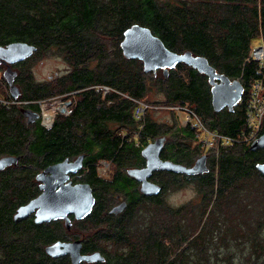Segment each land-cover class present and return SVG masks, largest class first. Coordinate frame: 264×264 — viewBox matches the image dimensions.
<instances>
[{
  "label": "trees",
  "instance_id": "16d2710c",
  "mask_svg": "<svg viewBox=\"0 0 264 264\" xmlns=\"http://www.w3.org/2000/svg\"><path fill=\"white\" fill-rule=\"evenodd\" d=\"M136 23L148 26L172 51L206 57L217 72L240 79L242 101L233 111L215 112L205 74L185 63L167 75L163 69L145 72L141 60L127 59L120 43ZM259 39L264 43V0H0V45L23 41L37 48L21 62L22 99L67 95L63 99L68 100L77 91L71 113L58 115L50 130L40 122L27 124L18 106L0 104V157L29 153L31 165L0 172V264H72L68 255L52 257L46 247L73 238L83 240V254L99 251L105 257L80 264H212L209 246L215 229L222 227L225 246L233 227L235 240L244 239L250 249L243 264H264V175L256 167L264 163V148L224 146L211 157L209 172L197 176L159 171L153 182L162 192L155 196L142 194L126 170L140 161L146 145L170 132L152 118L150 109L136 119L132 98L150 105L188 106L209 129L238 137L246 125L252 86L262 77L259 63L250 57ZM54 55L69 65L67 73L53 82L35 83L28 62ZM96 85L111 91L104 96ZM154 92L162 93L163 100L151 101ZM1 94L7 96L0 86ZM174 131L163 158L187 166L200 148L192 146L195 133L183 126ZM81 155L91 168L85 181L97 199L87 218L71 216V229L63 220H14L17 209L38 194L35 174L41 164ZM116 157L119 173L111 181L97 178L98 161ZM189 182L196 184L202 202L195 211L197 221L184 228L182 218L193 210L165 206L161 197ZM118 193L129 197V204L116 217L108 211ZM220 210L233 211L235 219Z\"/></svg>",
  "mask_w": 264,
  "mask_h": 264
},
{
  "label": "water",
  "instance_id": "95a60500",
  "mask_svg": "<svg viewBox=\"0 0 264 264\" xmlns=\"http://www.w3.org/2000/svg\"><path fill=\"white\" fill-rule=\"evenodd\" d=\"M123 55L127 59H139L143 62L145 72H156L163 69L165 75L170 69L175 68L180 63H185L192 68L203 73L208 78L211 86L212 106L215 112H220L227 108L233 111L235 106L242 101L245 87L240 79H231L226 74L219 73L209 63L208 59L203 56H195L191 51L175 52L169 49L163 40L155 35L153 31L145 25L133 24L124 32V37L120 43ZM37 50L33 44L15 41L8 45H0V63L14 64L24 61L31 57ZM15 72L8 66L5 75L14 74ZM11 91L16 96L18 89L13 86L11 79ZM70 102L66 103V106ZM65 112V108L62 109ZM28 114V111H26ZM30 123L31 120H28ZM166 137H159L153 142L146 145L141 154L146 159V166L143 168H134L128 171V174L141 182L140 191L146 196L159 195L162 187L149 180L154 171H172L187 175L203 173L207 170L204 164L205 155H203L192 167L175 163L170 160H163L161 152L165 146ZM264 148V134L258 137L250 145L251 150ZM84 155L79 156L76 160L70 161L68 158L47 168L42 174L37 176L38 180L44 179L47 172L54 176L60 177V182L53 188H46L37 197L28 203L20 206L14 215V220L25 219L34 214L36 224L49 223L51 221L63 220L67 229L72 227L73 215L77 220L87 218L96 204V198L90 184H76L68 182V174L76 172L82 165ZM20 157L4 156L0 158V170L5 169L13 163H17ZM257 169L264 175V163H258ZM58 188L56 189V187ZM127 206L124 201L115 206L111 212H122ZM82 240L73 241L58 240L46 247V252L52 257L68 255L72 264L81 262L95 263L103 262L104 255L99 252L82 254Z\"/></svg>",
  "mask_w": 264,
  "mask_h": 264
},
{
  "label": "flooded vegetation",
  "instance_id": "af4514ba",
  "mask_svg": "<svg viewBox=\"0 0 264 264\" xmlns=\"http://www.w3.org/2000/svg\"><path fill=\"white\" fill-rule=\"evenodd\" d=\"M23 62V61H21ZM21 62H17V63H14V64H8V63H0V72L3 71V74H0V86H2L5 91H6V95L5 94H2L4 95L5 99H1L0 98V104H4L5 106L7 107H12L14 105L18 106L20 111H21V114L25 120V122L27 124H36L37 122H40L41 126L45 127L47 130H50L52 129L53 127V124L56 120V117L58 115H68L71 113L73 107H74V101H73V98H75V95L77 93V91H72L69 93L70 95V98L68 100H64L63 98L67 95H63V96H57V97H54V98H50V99H56V98H61V103H60V107H59V111L56 112L55 115H52L51 114V111H47V112H43L42 111V108L40 106V102H43V101H47V100H50V99H47V100H36V99H30V100H23L22 97H23V94H22V85L20 83V72H19V69L21 67ZM8 66H10V68L15 72L14 74H9L8 76L5 75V71L6 69L8 68ZM33 76V74H32ZM12 80L13 82V86L15 88L18 89V92H17V95L14 96L13 95V92L11 91V84H10V80ZM33 80L35 83H40V84H44L46 82H41V81H38V80H35L34 77H33ZM49 82L50 81H54V78L53 77H50L49 79ZM47 80V81H48ZM208 81V79H207ZM97 87H100L99 85H96V88ZM100 90V88L98 89ZM210 90H211V86H210ZM103 95L105 96V94L103 93ZM70 102L69 105L66 106V103ZM65 108V112L62 111V109ZM26 111H28V114H26ZM176 116V115H175ZM28 120H31V122L29 123ZM174 129H176V127H173L171 128L169 134L165 135L166 137V142H165V146L161 152V158L164 159V160H170V161H173L175 162L173 159H170V158H163V153L165 151H167L169 149V147L172 145V141H170V138H172L174 136V134L172 133L174 131ZM175 132V131H174ZM162 137V136H160ZM169 137V138H168ZM157 139V138H156ZM154 141V140H153ZM151 141V142H153ZM200 147L199 149H202V150H197V152H195V158L194 160L189 164L187 165V167H192L195 165V163L203 156L205 155V158H204V164L205 166L207 167V170L203 173H200V174H195V175H187V174H183V173H175V172H172V171H167V172H170V173H175V174H181L182 176H197V175H201V174H204V173H208L210 168H209V164H210V159L212 157V152L210 150H205L203 149L201 146L199 145H194L193 148H198ZM5 156H12V155H5ZM13 156H18L20 157V159L18 160L17 163H13L11 164L10 166L6 167L5 169L3 170H0L1 171H5L7 169H10V168H19V169H25L27 170L31 165L30 163L28 162V158L27 156H29V153H26L24 155H13ZM4 157V156H2ZM0 157V158H2ZM167 157H170V156H167ZM78 157L76 158H73V159H69L70 161H74L76 160ZM86 159L87 157L84 155L83 157V162H82V165L81 167L76 171V172H71L68 174L69 176V179H68V182H72L73 185H76V184H84V183H88L87 181H85V178L87 177V175L90 173L91 171V168L90 166H86ZM119 159V158H118ZM117 159V157L111 161V168H110V173L105 176V171L98 169V165L101 164L102 161H105V160H99L98 163L96 164V171H97V178H100L102 180H112L115 175H117L119 173V160ZM59 163L58 161L56 162H51V163H47V164H41L39 166V169L38 171L36 172L35 174V180H36V190L38 192L37 196L40 195L44 190H45V187L46 188H53L55 187L59 182H60V177L57 175H53L52 173L50 172H47V174H45L44 176V179H41V180H38L37 179V176L39 174H42L47 168H49L50 166H53L55 164ZM175 163H179V162H175ZM146 166V159L145 157H141L140 161L137 163V164H130V166H128V168H126L127 172L130 170V169H134V168H143ZM161 170H157V171H154L152 173V175L150 176L149 180L153 181V177L154 175L159 172ZM131 177V179L133 178L135 180V182H137L139 184V189H140V186H141V182L137 181L134 177H132L131 175H129ZM89 184V183H88ZM92 187V186H91ZM58 188V186L56 187V189ZM93 189V187H92ZM93 193H94V189H93ZM95 194V193H94ZM36 196V197H37ZM95 196V195H94ZM35 198V197H34ZM97 201V199H96ZM126 202L127 203V206L129 204V197H126L125 195L121 194V193H118V194H115L114 197L112 198V201H110L109 203V213L112 214V215H115L116 217H119V215H121L125 209L122 211V212H119V213H112L111 210L119 205L120 203L122 202ZM96 205V204H95ZM73 216V215H72ZM29 217H33L34 219V214H32L31 216ZM74 217V216H73ZM75 239H80V238H73L72 240H69V241H73ZM82 240V239H81ZM82 247H83V240H82ZM82 251V250H81ZM83 254V253H82Z\"/></svg>",
  "mask_w": 264,
  "mask_h": 264
},
{
  "label": "rangeland",
  "instance_id": "374dc122",
  "mask_svg": "<svg viewBox=\"0 0 264 264\" xmlns=\"http://www.w3.org/2000/svg\"><path fill=\"white\" fill-rule=\"evenodd\" d=\"M259 42L260 39L256 40L254 46ZM28 63H29L28 66L30 67L34 79L41 82H49L48 79L50 77H53L54 80L59 79L61 76L66 74L69 69V65L65 62V60L62 57L56 55L33 58ZM0 74H3V71H1ZM3 97L5 96L1 94L0 98L5 99ZM163 98H164L163 94L160 92H154L153 95L150 97L151 101H161L163 100ZM60 99L61 98H56V99L43 101L42 105H40L42 111L44 113L47 111H51V114L55 115L56 112L59 111ZM151 105L152 107L150 108V113L152 115V118L156 122L163 124L165 128L167 127L170 130L172 127L182 126L181 121L179 119L180 115L175 116V114L168 108L169 106L165 107L159 104L154 105L153 102H151ZM194 145H196L195 142L192 143L193 147ZM212 156L214 157L213 153ZM107 163H108V167L105 171L104 174L105 176H107L110 173V168L112 166L110 161H107ZM100 168H103L102 164L98 165V169ZM161 198L165 206L178 208L180 206L186 205L193 210L192 213L190 215H187L186 218L181 217L182 218L181 223L184 224L183 226L184 228L187 226V224H193L194 222L197 221L195 218L197 215L195 214V211L196 212L199 211L197 208L200 207V204L202 202V195L199 192L194 182H189L188 184L179 188L167 189ZM221 212L224 214L225 218H228L229 210L226 211L227 214L223 211ZM222 213L217 211V215H218L217 217L223 219ZM229 214H230V219L232 215H233L232 218L235 219L233 211H230ZM177 219L178 218H173L172 221L176 222ZM232 225H234V221L229 222V226ZM226 233L227 231L225 227H222V229H215V231L213 232V243L212 245L209 246V253L213 256L211 263L212 264H229V262H231L230 264L245 263L246 258L248 257L245 255L250 251V249H248V246L245 247L246 242H244V239L239 242L235 240L236 233L233 227H231L229 229L228 238H227L228 246H225L222 243L223 242L222 237L225 236Z\"/></svg>",
  "mask_w": 264,
  "mask_h": 264
},
{
  "label": "built area",
  "instance_id": "2783aa9c",
  "mask_svg": "<svg viewBox=\"0 0 264 264\" xmlns=\"http://www.w3.org/2000/svg\"><path fill=\"white\" fill-rule=\"evenodd\" d=\"M250 57L259 63V72L262 77L256 80L252 86L246 125L238 137L223 135L218 131L209 129L199 115L188 106L168 107L177 116L180 115L179 119L183 127L190 128L194 131L195 143L205 150H210L217 156L220 149L224 146H229L234 143L250 145L261 135L264 120V43L261 40L252 48ZM97 88H100L105 95L111 91V88L107 86ZM132 100L136 104L135 117L138 120H142L152 106L144 101L134 98ZM40 105H42V102H40ZM101 164L103 165L101 169L106 171L108 167L107 161H102Z\"/></svg>",
  "mask_w": 264,
  "mask_h": 264
},
{
  "label": "bare ground",
  "instance_id": "6f19581e",
  "mask_svg": "<svg viewBox=\"0 0 264 264\" xmlns=\"http://www.w3.org/2000/svg\"><path fill=\"white\" fill-rule=\"evenodd\" d=\"M98 98V97H97ZM99 99V98H98ZM96 102V101H95ZM210 123V122H209ZM147 125V124H146ZM144 129V128H143ZM225 129V127H224ZM136 130V129H135ZM164 135V134H163ZM181 137V136H180ZM132 138V137H131ZM142 138V137H141ZM169 138V137H168ZM183 139V138H182ZM172 140V139H171ZM176 141V140H175ZM181 141V140H180ZM183 141V140H182ZM178 143V142H177ZM179 144V143H178ZM151 179V178H150ZM107 194V193H106ZM111 197V196H110ZM94 211V210H93Z\"/></svg>",
  "mask_w": 264,
  "mask_h": 264
}]
</instances>
